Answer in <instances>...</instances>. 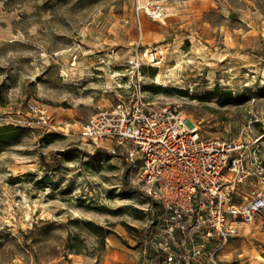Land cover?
Listing matches in <instances>:
<instances>
[{
	"label": "rangeland",
	"instance_id": "rangeland-1",
	"mask_svg": "<svg viewBox=\"0 0 264 264\" xmlns=\"http://www.w3.org/2000/svg\"><path fill=\"white\" fill-rule=\"evenodd\" d=\"M151 3L163 18L136 10ZM131 98L178 105L202 136L254 143L264 162V0H0V264H137L160 208L78 135ZM27 103L57 131L30 123ZM242 188L264 192V171ZM219 259L264 264V217Z\"/></svg>",
	"mask_w": 264,
	"mask_h": 264
},
{
	"label": "built area",
	"instance_id": "built-area-1",
	"mask_svg": "<svg viewBox=\"0 0 264 264\" xmlns=\"http://www.w3.org/2000/svg\"><path fill=\"white\" fill-rule=\"evenodd\" d=\"M136 10L165 16L155 3ZM27 110L30 123L57 131L44 111L32 103ZM78 135L127 163L140 192L160 208L137 264H221V251L240 227L264 217V192L242 188L264 171L257 146L202 136L178 105L118 100L81 124Z\"/></svg>",
	"mask_w": 264,
	"mask_h": 264
},
{
	"label": "crops",
	"instance_id": "crops-1",
	"mask_svg": "<svg viewBox=\"0 0 264 264\" xmlns=\"http://www.w3.org/2000/svg\"><path fill=\"white\" fill-rule=\"evenodd\" d=\"M103 261H107V255H104Z\"/></svg>",
	"mask_w": 264,
	"mask_h": 264
},
{
	"label": "bare ground",
	"instance_id": "bare-ground-1",
	"mask_svg": "<svg viewBox=\"0 0 264 264\" xmlns=\"http://www.w3.org/2000/svg\"><path fill=\"white\" fill-rule=\"evenodd\" d=\"M150 59L151 60H153L154 58H153V54L152 55H150ZM247 226H248V224H246Z\"/></svg>",
	"mask_w": 264,
	"mask_h": 264
},
{
	"label": "trees",
	"instance_id": "trees-1",
	"mask_svg": "<svg viewBox=\"0 0 264 264\" xmlns=\"http://www.w3.org/2000/svg\"><path fill=\"white\" fill-rule=\"evenodd\" d=\"M108 233V231H106V234Z\"/></svg>",
	"mask_w": 264,
	"mask_h": 264
}]
</instances>
